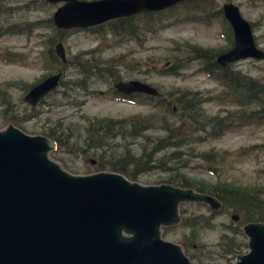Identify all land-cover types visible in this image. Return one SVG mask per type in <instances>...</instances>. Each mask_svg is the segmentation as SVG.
I'll use <instances>...</instances> for the list:
<instances>
[{
  "label": "rangeland",
  "instance_id": "rangeland-1",
  "mask_svg": "<svg viewBox=\"0 0 264 264\" xmlns=\"http://www.w3.org/2000/svg\"><path fill=\"white\" fill-rule=\"evenodd\" d=\"M225 1L238 6L243 18L253 25L255 43L264 49V0H215V3L220 8ZM58 5L39 0H4L0 3V89L5 90L12 101L7 111L0 112V130L12 124L28 135H44L42 132L48 129L63 133L59 135L60 144L53 141L55 149L50 150L48 156L66 172L85 175L109 171H96L94 153L91 150L81 152L79 148L84 147L85 126L93 118L119 119L145 115L150 111V105L140 98L124 101L111 95L113 82L106 77L88 78L86 83L82 81L85 76L79 73L75 63L89 59L90 56L85 53L91 49L100 50V59L120 58L116 63L121 80L146 82L163 96L177 91L197 92L206 99L202 108L207 116L221 117L234 109L231 103L213 98L221 94L223 87L202 71L199 60H190L191 54L183 46L188 43L213 51L225 49L227 41L221 17L208 24L173 22L166 28L139 32L135 39L125 40L106 28L98 29L97 33L88 28L69 29L66 33L56 32L50 22ZM178 15L182 16L183 12L179 10ZM49 37L54 39V43L62 42L68 66L62 68L61 85L34 106L36 117L21 119L30 111V106L23 101L25 93L57 67L56 63L53 67L47 64L43 55L46 39ZM219 53L221 52L217 54ZM173 57H177L178 62H184V67L175 75L159 74L160 69L170 65ZM99 66L101 65L98 64ZM230 67L264 81L263 61L242 59ZM76 83L82 86L77 87ZM169 102V106L175 104L172 100ZM176 112L174 109L173 113L177 116ZM8 115L13 116L15 124L7 122ZM176 116L172 115L171 118ZM58 125L60 128L56 127ZM146 133L155 136L159 132L150 130ZM66 135L69 139L67 146L64 145ZM114 143L118 147L123 145L122 140ZM262 143L263 126H231L221 136L182 148L181 157L183 163H186L185 167L180 168L181 161L170 165L176 167L174 173L179 172L194 181L214 183L216 180H224L242 186L264 187V150L259 148ZM204 152L222 154L223 158L217 168H205L208 163L198 156ZM91 160L95 162L91 164ZM171 174L154 169L141 174L135 182L141 185L166 184L163 180ZM178 209L184 210L185 217L211 214V209L202 203H180ZM230 215L229 209L213 214V227L201 229L192 241V246L186 249L181 246V237L188 234L187 229L178 225L166 228V231L161 229V237L180 245L184 254L195 264H231L237 255L247 252V247H241L239 252L224 253L217 244L225 226H236V221L231 220Z\"/></svg>",
  "mask_w": 264,
  "mask_h": 264
},
{
  "label": "water",
  "instance_id": "water-1",
  "mask_svg": "<svg viewBox=\"0 0 264 264\" xmlns=\"http://www.w3.org/2000/svg\"><path fill=\"white\" fill-rule=\"evenodd\" d=\"M59 4L51 15L56 29H85L143 12H157L186 0H43ZM232 46L215 56L220 67L242 59L264 61L251 24L237 5L220 6ZM54 53L64 63L62 44ZM61 72L32 85L23 101L34 107L58 87ZM123 95L159 96L152 85L117 80ZM264 87V81H263ZM55 143L8 124L0 130V264H195L180 245L164 240L161 228L179 223L180 203L218 210L210 194L171 184L141 185L118 172L72 175L48 156ZM91 160V164H93ZM236 221L238 217L230 215ZM247 252L231 264H264V223L241 228ZM215 264V263H211Z\"/></svg>",
  "mask_w": 264,
  "mask_h": 264
},
{
  "label": "trees",
  "instance_id": "trees-1",
  "mask_svg": "<svg viewBox=\"0 0 264 264\" xmlns=\"http://www.w3.org/2000/svg\"><path fill=\"white\" fill-rule=\"evenodd\" d=\"M179 10L183 12L182 16L178 15ZM218 17H221L225 26L227 41L225 49L213 51L188 43H184L183 46L191 54L190 60H199L202 64V71L223 87L221 94L213 98L231 103L234 106L233 110L227 111L221 117L207 116L202 108L206 99L197 92L177 91L165 96L159 93L157 97L142 94L127 96L118 93L111 87V95L124 101L140 98L150 105V111L145 115L119 119L93 118L85 126L84 147H78L81 152L91 150L94 153L97 161L96 171L108 169L121 173L130 181H136L141 174L159 169L172 173L163 180L164 183L181 188H191L194 191L215 197L221 207L217 211L211 210V214L208 216L199 214L185 217L184 210L178 209L180 221L177 225L188 230V234H183L181 237V246L183 249L191 247L192 241L201 229L213 227V214L229 209L231 214L238 217L236 226H225V231L220 234L217 244L222 247L224 253H234L239 252L241 247H246L242 226L248 222L264 223V187L242 186L224 180H216L214 183L202 180L194 181L179 172L174 173L176 167L170 165L172 162L181 161L180 168L185 167L186 163H183L184 160L181 157L182 148L200 143L208 138L221 136L231 126L252 124L264 127L263 81L235 71L231 69L230 65L220 67L215 63L217 53L228 50L233 42L230 27L221 16L220 8L217 7L215 0H186L157 12H143L113 19L90 27L88 30L97 33L98 29L106 28L107 31L118 34L127 40L135 39L139 32H153L159 28H166L173 22L188 21L208 24ZM163 21L169 22L163 23ZM59 32L62 33L63 30H59ZM99 51L98 48L86 51L85 54L90 56L89 59L86 58L75 63L79 73L85 76L82 81L86 83L88 78L102 79L104 77L113 83L121 80L116 63L120 58L100 59L102 57ZM90 62L92 63L90 64ZM98 64L101 66L98 67ZM183 67L184 62H178L177 57H173L170 65L160 69L158 73L175 75ZM59 85H61L60 82ZM77 85L76 83L75 86ZM54 91L55 89L50 93ZM171 100L175 104L169 106ZM11 105V97L5 90L0 89V112L7 111ZM34 108L30 107V111L21 119L36 117ZM174 109L177 110V116L173 113ZM172 115L176 117L173 119ZM12 117L8 115L7 122L15 124ZM56 127L60 128L59 125ZM150 130L159 133L152 136L146 133ZM42 133L51 141L60 144L59 135H63V133H56L53 129L45 130ZM64 137V145L67 146L69 139L67 135ZM116 140H122L123 145L118 147L114 143ZM259 148L264 150V143L259 145ZM198 156L203 162L208 163L205 168L211 170L217 168L223 158L221 153L204 152ZM172 227H162L161 229L166 231V228ZM196 258L199 259V257Z\"/></svg>",
  "mask_w": 264,
  "mask_h": 264
},
{
  "label": "flooded vegetation",
  "instance_id": "flooded-vegetation-1",
  "mask_svg": "<svg viewBox=\"0 0 264 264\" xmlns=\"http://www.w3.org/2000/svg\"><path fill=\"white\" fill-rule=\"evenodd\" d=\"M4 0H0V3H2ZM39 1H42V2H44V3H47V2H45V1H43V0H39ZM51 24H52V22H51ZM53 25V24H52ZM54 27V26H53ZM55 28V27H54ZM56 29V28H55ZM57 31L56 32H58V33H60L59 32V30L60 29H56ZM66 31L67 30H63V32L62 33H66ZM0 32H1V30H0ZM57 42H60L61 44H62V42L61 41H56L55 43H54V39L53 38H51V37H49V38H47L46 39V46L44 47V52H43V55H44V58H45V61H46V63L47 64H49L51 67H53V64L54 63H56L57 64V67H56V69L54 70V72L53 73H51V74H48V75H52V74H54V73H57V72H61V77H62V74H63V70H62V68L63 67H65L66 65L68 66V63H67V60L64 62V63H62L60 60H59V58H57V56L55 55V53H54V45L57 43ZM62 47H63V45H62ZM64 49V48H63ZM66 56V55H65ZM55 59V60H54ZM48 75H45V76H43L38 82H40V81H42L45 77H47ZM61 80V79H60ZM38 82H36V83H38ZM60 82V81H59ZM58 86H59V83H58ZM49 94V93H48ZM47 94V95H48ZM46 95V96H47ZM43 99V98H42ZM94 162H95V160H93ZM91 162V161H90ZM194 246V245H193Z\"/></svg>",
  "mask_w": 264,
  "mask_h": 264
}]
</instances>
